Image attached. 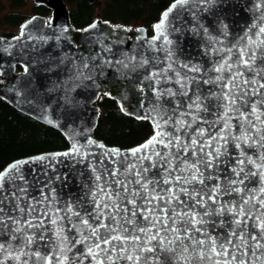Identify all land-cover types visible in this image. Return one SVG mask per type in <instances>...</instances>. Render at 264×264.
Here are the masks:
<instances>
[{
	"label": "snow or ice",
	"instance_id": "snow-or-ice-1",
	"mask_svg": "<svg viewBox=\"0 0 264 264\" xmlns=\"http://www.w3.org/2000/svg\"><path fill=\"white\" fill-rule=\"evenodd\" d=\"M229 8L233 0H174L148 42L163 60L117 61L147 72L141 83L155 107L143 118L154 133L144 144L124 153L88 140L103 151L73 145L0 170V264H264V0H253L259 15L224 47L200 20L211 13L227 36ZM173 12H187L185 31L208 41L204 54L219 57L211 67L175 58ZM58 155L88 161L76 199L57 197L54 182H69L68 173L49 175ZM30 162L43 163L29 175Z\"/></svg>",
	"mask_w": 264,
	"mask_h": 264
},
{
	"label": "water",
	"instance_id": "water-1",
	"mask_svg": "<svg viewBox=\"0 0 264 264\" xmlns=\"http://www.w3.org/2000/svg\"><path fill=\"white\" fill-rule=\"evenodd\" d=\"M34 1L37 6L51 9V16L35 14L23 24L19 34L12 37L0 34V97L19 111L61 131L67 138L69 147L22 157L6 167L17 161H31V158L40 155L51 157L69 152L73 145L85 146L88 151L97 154L103 151L96 145L88 146V140L124 153L144 144L149 138L129 148L111 145L99 138L96 129L101 107L97 103L102 95H107L118 102L125 114L149 120L154 127L152 120L143 118L155 107L148 82L141 83L142 75L147 72L144 69L132 71L131 64L124 68L117 63H129L131 57L139 61L142 55L149 59L155 55L163 60L164 54L153 53L148 44L156 35L154 26V34L150 35L144 25L115 24L98 18L93 22L97 24L96 28H90L93 23L85 28H78L72 22L71 10L66 0ZM98 1L88 0L90 4ZM252 3L253 0H233L234 8H229L223 17V24L227 25V36H221L222 26L212 25L211 13H205L200 23L208 28L210 36L223 40V46L228 47L236 42V38L259 15L249 10ZM175 16V12L170 14L167 28L169 38L174 41L172 48L175 58L178 61L199 63L204 68L211 67V61L219 57L204 54L203 50L209 43L202 34L185 31V28L192 27L190 15L183 12L179 19ZM174 27L180 28V32H173ZM156 46H160L159 41ZM102 60H110L111 64H102ZM85 63L88 64L87 68H84ZM18 66L23 69L19 70ZM166 86L177 87L175 84ZM77 160L79 157L73 160L72 157L58 155L56 172L49 171V175L69 174V182L63 188L54 182L61 202L68 200L70 196L78 198L82 191L79 181L89 175L88 161L78 163ZM42 163L24 164L22 170L30 175V169L37 168ZM81 171L84 172V177H78L77 173ZM41 251L43 252V248Z\"/></svg>",
	"mask_w": 264,
	"mask_h": 264
},
{
	"label": "trees",
	"instance_id": "trees-1",
	"mask_svg": "<svg viewBox=\"0 0 264 264\" xmlns=\"http://www.w3.org/2000/svg\"><path fill=\"white\" fill-rule=\"evenodd\" d=\"M26 1L0 0L1 35H17L10 28L22 27L35 14L51 15L52 10L46 6H35L32 16L18 11ZM66 2L71 10L72 22L78 28H85L102 18L115 24L144 25L153 35L154 24L174 0H99L95 4H90L88 0ZM18 69L23 68L18 66ZM97 104L101 107V116L96 135L107 143L129 148L141 144L154 133L149 120L125 114L118 102L109 96L102 95ZM68 147L69 142L61 131L19 111L0 97V170L16 159Z\"/></svg>",
	"mask_w": 264,
	"mask_h": 264
},
{
	"label": "rangeland",
	"instance_id": "rangeland-1",
	"mask_svg": "<svg viewBox=\"0 0 264 264\" xmlns=\"http://www.w3.org/2000/svg\"><path fill=\"white\" fill-rule=\"evenodd\" d=\"M37 6L34 0H27L26 4L20 8H18V11H23L29 15H34L35 11H34V7ZM51 15H48V17H50ZM10 30L15 31L16 33L19 34L20 30H21V26L15 27V28H10Z\"/></svg>",
	"mask_w": 264,
	"mask_h": 264
}]
</instances>
